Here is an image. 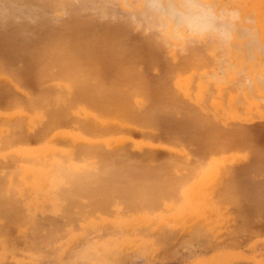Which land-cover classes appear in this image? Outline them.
Returning <instances> with one entry per match:
<instances>
[{"label":"bare ground","instance_id":"1","mask_svg":"<svg viewBox=\"0 0 264 264\" xmlns=\"http://www.w3.org/2000/svg\"><path fill=\"white\" fill-rule=\"evenodd\" d=\"M214 2L220 8L239 12V20L232 37L226 42L211 36L198 38L178 28L167 12L168 8L175 6L177 0H0V70L1 66H5V71H10L15 78L10 80L2 76L3 81L7 79L8 86L14 90L19 86V82L33 85V91H28L29 97L22 95L16 98L17 96L10 95L7 90L1 89L0 105L9 107L18 104L37 111L38 107H42L43 99L47 101L53 98V103L54 96L62 93L58 107L52 111L48 108L47 125L40 128L32 138L34 142L44 143V146L24 144L22 148L12 151L13 156L29 162L18 165L15 169L10 166L12 169L8 167L10 169L5 171L7 167L4 168L5 173L8 170H17L13 177H16L18 185L14 189L4 187L6 181L1 178L4 172L1 174L0 171V194H23L25 191L29 195L52 194L54 189L65 183L60 180L66 178H87L92 175L94 178L97 175L102 179L105 175H121L120 172L126 174L136 171L144 174L145 171H157L146 162L153 160L154 163L155 159L162 156L173 159L182 154L172 145L155 143L150 136L156 134L164 142L178 145L181 140H195L193 129L197 125L201 130L198 128L196 133L204 139L202 148L203 151L206 150L207 155L230 151L248 144L252 136L258 133L245 130L240 124L230 129L224 126V123L226 124V120L244 123L243 121L248 120L250 109L258 108L259 102L264 101V0ZM235 45H239L237 49L233 48ZM219 47L226 51V56L232 52L236 53L237 57L232 62L224 59L218 63L212 56L215 55L213 50L216 51ZM197 48L202 53L207 52L209 59H213L217 67L206 70L210 64L203 61L204 58L200 57ZM218 51L222 54L221 49ZM182 52H186L185 55L182 56ZM14 61L21 62L19 70L13 69ZM220 68L221 71L218 70ZM157 70L162 73H150ZM12 81H16L15 87ZM48 81L56 82L54 85L57 91L54 88L49 90L45 86L42 88L45 91L39 89L42 83ZM4 87L8 89L7 86ZM203 106L209 107L207 111H210V116L203 111ZM20 112L19 116L23 122L32 121L33 115H38V111L33 115H25L24 110ZM21 119L18 118L17 121L20 123ZM217 120L222 122L221 126H218ZM65 121L79 125H75L72 130H66ZM14 122V128L19 125L14 131L23 134L18 131L22 129L19 128L20 124ZM24 126L25 124L23 130ZM20 133L6 136L8 139L0 143L4 142L6 145L10 141L14 143L15 140L21 143L24 136L17 137L21 136ZM3 144L4 148L8 146ZM249 144L246 146L250 147ZM246 151L248 150L245 148ZM238 156L236 160L242 155L239 158ZM11 159L16 160L14 157ZM211 159L217 162L216 157ZM236 160L233 159V162ZM150 163L152 164L151 161ZM216 164L219 166V163ZM100 178L98 177L99 180ZM107 180H110V177ZM95 192L98 193V190ZM31 195L28 202L35 207L37 199ZM16 198L14 203L18 206L22 199ZM54 199L48 197L50 201ZM11 200L13 199L9 197L8 201ZM16 201H19V204ZM19 206L20 212L17 214L18 207H14L15 212L10 211L13 209L12 205L10 209L7 207L8 212L4 207L7 215L11 214L12 217L10 222L6 219L7 226H11L8 223L14 222L13 229H16V220L24 218V214L28 219L29 214L24 213L26 209L23 207L21 210V204ZM77 209L80 210L79 207ZM2 210L0 197V264L1 258L3 261L6 259V255L1 253L3 243H7V250H12L10 253L17 248L21 250L24 246L22 251L25 252L29 246L30 251L31 248L34 252L37 250V246L35 249L31 247L32 241L29 242L31 245H28L27 240H24L28 246L23 241L24 246L21 248L11 244L14 239L10 238L9 231L8 234L5 233L7 226L1 225ZM95 210L96 208L93 212ZM20 213H24L23 217ZM15 215H18V219H15ZM22 221L17 227L23 226L27 220H24L23 224ZM32 222L37 223L36 219L31 221V225H34ZM62 223L64 224V221ZM48 226L51 225L45 227ZM27 229H19V232L24 233ZM35 230L32 229L29 233L36 232ZM35 235L36 233L29 237L28 241ZM27 256L25 257L28 258ZM30 259H33V256H30ZM13 264L24 263L13 259Z\"/></svg>","mask_w":264,"mask_h":264},{"label":"rangeland","instance_id":"2","mask_svg":"<svg viewBox=\"0 0 264 264\" xmlns=\"http://www.w3.org/2000/svg\"><path fill=\"white\" fill-rule=\"evenodd\" d=\"M237 46L239 45H235L233 48L237 49ZM219 49H221L222 54L218 51ZM219 49L217 50L216 48V51L213 50L215 55L212 56L218 63L224 59L231 60L232 62V60L237 57L236 53L233 54L232 52L229 54L227 53L228 56H226V51L220 47ZM204 52L205 51H203V53L202 51L199 52L200 57L204 58V62L207 61V63L210 64L205 69L210 70L211 67H217V65L213 63L214 60L209 59L207 52L206 54ZM217 52H219L221 56L219 54L217 55ZM182 53L183 56L186 52ZM216 55L218 57H216ZM212 57L210 56V58ZM20 68L21 62L14 61L13 69L19 70ZM5 70L6 67L1 66L0 84L3 87L0 85V90H7L10 95L17 96L16 98H20L22 95L24 97H29L30 94L28 91H33V85L19 82V86H16L14 84L16 81H12L13 86H16V90L12 89L11 86H8L7 79L5 82L3 81V77L10 80L15 78L10 71ZM218 70L221 71V68ZM150 73L158 75L162 72L161 70H157ZM55 83L56 82L51 81L42 83L39 89L46 87L49 88V90L54 88V90L57 91L54 85ZM4 86H7L8 89ZM43 90L44 89L41 91ZM54 90L52 91L53 93L55 92ZM55 93L53 95H55ZM59 93L60 95L62 94L61 92ZM60 95L57 93L54 96L53 103L51 102L53 98L47 101L43 99V102H41L43 104L41 105L42 107H38V110L36 109L38 111L36 117L33 114L37 111L30 107L18 104L9 107L0 105V122L2 121V124H0V141L8 139L6 136L10 137L20 133L14 131L15 128L19 126L15 125V128L13 126V120H15L16 117L14 123L17 122L20 124L19 128L22 127V129L18 131H22L23 133H20L21 136L17 137L22 138L24 136L23 142L20 143L15 140L14 143L13 141L11 143L10 141L9 143L11 145L8 143L6 144L8 146L5 148L2 147L4 142L0 143V171L1 174L4 172L1 178L2 181H6L4 187H11L14 189V187L17 188L16 185H18L16 183V177H13V175L15 176L17 174L15 172L17 170L13 172L12 170H8L6 173L5 171L11 167L15 169L18 165L28 164L29 162L25 161L24 158L13 156L12 151L22 148L24 144L44 146V143L39 144L37 141L34 142L32 138L40 128L45 126V124L47 125L48 108L52 111L53 108L56 109L58 107V102L62 99V95ZM259 104L260 106H258V108L253 107L250 109L248 120L243 121L244 123H239V121L237 122L235 120L233 122H227L226 120V124L224 123V126L230 129L240 124L245 130H252L258 133L252 136L248 141V144L250 142V147H247L248 144L246 143L244 146L233 149L236 152L230 150L207 155L206 150L203 151L202 148L204 139H202L200 134L196 133L198 128L201 130L200 126L197 125L196 128L194 127L193 129L195 131V140L184 142L181 140L178 145L171 144V142H169L170 144L166 143L162 138H158L156 134L150 136L155 143L159 142L169 146L172 145L174 149L182 154L173 159L162 156L155 159L154 163L153 160H150L152 164L150 161L146 162L149 167H154L157 171H145L144 174L141 172L143 175L136 171L126 172V174L120 172L121 175L118 173L119 176L117 173L116 175L110 174L111 176L108 175V177L107 175H105L106 177L101 175L103 176L102 179L97 175L94 176L95 179L92 177L93 175L87 178L72 177L62 179L60 181L65 183L58 188L59 190L54 189L52 194H30L33 198L35 197L37 199L36 203H34V205H37L35 207L29 204L30 195L26 191L23 192V194L18 192L16 194L5 193L4 195H2L3 193L1 192V209H3L1 211V225L3 227H5V225L7 226L6 219L9 220V222L12 220L11 214L7 215L4 211L6 208L8 212V206L10 209L12 205L13 209L11 208L10 211L13 210L14 212L16 211L14 207L15 209L18 207L17 214L18 211L20 212L19 205L21 204L20 209L22 210L24 207L26 209H23L24 213L27 215L29 214L27 219L24 213H20L22 217V214H24L25 217H20L21 219L19 220L22 221L23 219V221H27H24L25 223L22 221V224L24 223L23 226L17 227V224L21 223V221L16 220L15 230L12 226L14 222L13 224L8 223L11 224V226L9 225L6 227L7 232L5 233L8 234L9 231L11 235L10 238L14 239H12L14 242L11 244L21 248L24 246L23 241L27 240L28 245H31L29 242L32 241L30 243H32L31 247H34V249L35 246H37V252L32 251L33 248H31L30 251V246L26 247L28 251H22L24 246L21 250H19V248L14 250V252L18 253L14 255V252L10 253L12 250H7V243H1L3 245L1 253L6 255L4 261L1 258V264H13V259H17L24 264H254V262L255 264H264V177H262L264 176V101H261V103L259 102ZM204 108L203 111L206 112V115H209L210 111H207L209 107L207 106V108ZM22 110L26 112L25 115H33L32 119L34 120H25L27 123L25 121L23 122L19 116ZM18 118L21 119L19 120L21 121L20 123L17 121ZM217 121V123H219L218 126H221L222 122L219 120ZM247 122L249 123L246 124ZM22 123L25 124L24 130ZM10 125L13 128L9 127ZM75 125L78 126L79 124L73 122L66 123L65 121L64 127L66 130H72ZM9 129L11 131L13 130V132ZM251 141L253 142L252 144ZM3 145H5V143ZM254 145L255 147H253ZM245 148L248 151L245 152ZM238 153L240 154L239 156L242 155V160L239 158ZM225 154L227 157H225ZM237 156L241 161L235 159ZM13 157L16 158L17 161L15 159L12 160L11 158ZM215 157L217 162H215V159H211ZM233 159L236 160V162H233ZM13 161L15 162L14 164L12 163ZM220 161L223 162L220 163ZM226 161L227 163H225ZM216 163H219V166H217L218 164ZM4 168L5 171H3ZM109 177L110 180H107ZM96 179L98 182H96ZM85 181H87V183ZM119 183H124V187ZM95 188L98 190V193L95 192L97 191ZM79 195L82 196L79 197ZM83 195H86L85 197L87 198ZM4 196H6L8 200L9 197L13 200L17 197L22 199V201H20V204L19 201H16L19 204L17 206V204L14 203L15 200L9 202ZM49 196L55 199L50 201L48 200ZM121 198L123 200H121ZM226 201H228L229 204ZM92 202L95 204H92ZM132 202H134V204ZM10 203L11 205H8ZM85 203L87 205H84ZM102 204H104V207ZM29 207L32 208V211ZM78 207L80 210L77 209ZM138 207L142 209L139 210L137 209ZM27 208H29V210H27ZM95 208L96 212H93ZM17 216L18 215H15V219ZM9 217L10 219H8ZM35 219L38 224L32 222L34 225H31V221H35ZM63 221L64 224L62 223ZM47 225L51 226L45 227ZM26 228H28L26 230L27 233H25L26 231L24 233L19 232L21 229L25 230ZM32 229H36V232L29 233ZM13 231H15V233ZM35 233V240L33 237L32 240L29 239L28 241V238H31ZM36 239L39 242H37ZM33 240L36 243H34ZM27 243L25 242V245ZM24 255H28L29 257L27 256L28 258H26ZM30 256H33V259H30Z\"/></svg>","mask_w":264,"mask_h":264},{"label":"clouds","instance_id":"3","mask_svg":"<svg viewBox=\"0 0 264 264\" xmlns=\"http://www.w3.org/2000/svg\"><path fill=\"white\" fill-rule=\"evenodd\" d=\"M178 28L198 38L228 41L239 20V12L220 8L214 0H177L167 9Z\"/></svg>","mask_w":264,"mask_h":264}]
</instances>
